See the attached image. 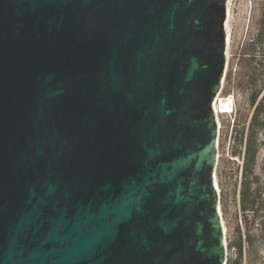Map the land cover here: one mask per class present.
Listing matches in <instances>:
<instances>
[{
    "label": "water",
    "instance_id": "obj_1",
    "mask_svg": "<svg viewBox=\"0 0 264 264\" xmlns=\"http://www.w3.org/2000/svg\"><path fill=\"white\" fill-rule=\"evenodd\" d=\"M234 2L0 0V264H226Z\"/></svg>",
    "mask_w": 264,
    "mask_h": 264
},
{
    "label": "rangeland",
    "instance_id": "obj_2",
    "mask_svg": "<svg viewBox=\"0 0 264 264\" xmlns=\"http://www.w3.org/2000/svg\"><path fill=\"white\" fill-rule=\"evenodd\" d=\"M221 95L232 96L231 108L224 112L217 108L220 124L217 156L226 231V264H264V127L251 128L250 125L255 105L264 96V0L234 2L233 61ZM249 138L256 146V154L252 173L245 174L243 152ZM248 183L251 200L255 201L249 202L248 209L243 211L241 191ZM239 241L241 255L235 246H228L230 242Z\"/></svg>",
    "mask_w": 264,
    "mask_h": 264
},
{
    "label": "trees",
    "instance_id": "obj_3",
    "mask_svg": "<svg viewBox=\"0 0 264 264\" xmlns=\"http://www.w3.org/2000/svg\"><path fill=\"white\" fill-rule=\"evenodd\" d=\"M257 94L253 97V102L256 99ZM264 114V96L257 102L254 108V112L250 121L251 128L256 127H264V119H262V116ZM255 121V122H254ZM234 155H236V152ZM255 154H256V146L251 143L250 138L246 140L245 142V148L243 152V159L245 161V174L252 173V167L255 163ZM252 192H251V186L250 183L243 187V190L241 191V201H242V208L243 211H246L247 204L251 201H255L254 199L251 200ZM229 247L235 246L239 252V255H241L242 252V245L241 241L235 242V243H229Z\"/></svg>",
    "mask_w": 264,
    "mask_h": 264
},
{
    "label": "bare ground",
    "instance_id": "obj_4",
    "mask_svg": "<svg viewBox=\"0 0 264 264\" xmlns=\"http://www.w3.org/2000/svg\"><path fill=\"white\" fill-rule=\"evenodd\" d=\"M232 107V96H220L218 103L216 105V111H217V119H218V123H219V114H218V109H220V111H227L229 108ZM218 108V109H217ZM220 125V124H219ZM222 224H223V229H224V234L226 237V231H225V226L223 223V218H222Z\"/></svg>",
    "mask_w": 264,
    "mask_h": 264
},
{
    "label": "built area",
    "instance_id": "obj_5",
    "mask_svg": "<svg viewBox=\"0 0 264 264\" xmlns=\"http://www.w3.org/2000/svg\"><path fill=\"white\" fill-rule=\"evenodd\" d=\"M215 110H216V108H215ZM217 112V111H216Z\"/></svg>",
    "mask_w": 264,
    "mask_h": 264
}]
</instances>
